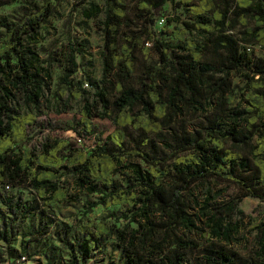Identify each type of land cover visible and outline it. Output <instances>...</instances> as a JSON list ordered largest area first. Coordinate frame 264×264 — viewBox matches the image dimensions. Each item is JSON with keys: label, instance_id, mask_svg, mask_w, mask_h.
Masks as SVG:
<instances>
[{"label": "trees", "instance_id": "16d2710c", "mask_svg": "<svg viewBox=\"0 0 264 264\" xmlns=\"http://www.w3.org/2000/svg\"><path fill=\"white\" fill-rule=\"evenodd\" d=\"M42 1L15 20L0 18V240L10 243L28 215L53 214L52 204L79 203L85 192L98 195L82 203L86 212L99 204L118 206L119 216L105 210V218L126 223L88 219L72 231L60 221L59 240L70 264L95 259L110 237L121 248V264H264V209L248 215L254 250L242 257L227 246L244 223L243 198L264 202V59H252L246 46L264 49V0H133V20L129 0H80L83 18L103 14L102 76L97 82L87 78L94 87L89 97L84 81L75 78L88 41L75 38L68 42L55 96L84 100L82 133L95 139L83 148L67 138H47L36 149L28 129L44 101L50 102L51 74L34 44L55 13L51 0ZM167 2L190 14L183 28L175 27L176 45L155 29ZM146 43L158 59L135 78L137 51L147 55L151 48ZM207 51L215 63L205 59ZM232 70L242 75L241 87L232 85ZM197 115L204 120L190 127ZM95 117L114 124L104 139L93 127ZM130 129L138 134L130 137ZM156 140L170 151H160ZM130 158L148 167L128 163ZM117 173L122 181L115 180ZM210 180L233 183L238 193L211 203L206 186L200 201L194 187ZM17 186L30 197L9 192ZM51 222L41 218L35 236L46 235ZM193 235L205 238L206 246L201 258L190 261L188 251L199 247ZM22 255L29 259L28 252Z\"/></svg>", "mask_w": 264, "mask_h": 264}, {"label": "rangeland", "instance_id": "374dc122", "mask_svg": "<svg viewBox=\"0 0 264 264\" xmlns=\"http://www.w3.org/2000/svg\"><path fill=\"white\" fill-rule=\"evenodd\" d=\"M55 6V13L51 15L47 22L43 24L41 34L38 41L34 44L37 50L42 65L47 67L50 71L51 78L48 80L47 97L50 102H45L37 113V121L34 125L29 127L31 140L30 146L38 149L41 143L47 138L63 137L76 146L87 148L93 144L94 136L85 138L82 133V124L80 123V109L84 103L83 99H62L58 101L55 96V91L60 77L63 74L68 42L73 39H87L88 43L85 50V56L81 60L80 67L75 74V78L84 81V87L88 91L89 97L94 93V87L88 82L87 78L93 81H99L102 76V65L100 60V51L103 45L101 34V21L103 14L96 18L85 19L80 12V0H51ZM103 5V0H88ZM42 0H0V18H5L7 21L15 20L21 17L23 12L27 9L31 11L29 6L33 4H42ZM133 0L128 2V18L133 20L132 7ZM190 14L185 7L173 8L170 2H167L163 8V12L158 17L155 29L157 35L165 42L176 45L179 40L174 35L175 27L183 28L181 21L188 20ZM70 19L66 25L65 20ZM171 19V20H168ZM126 29V27H125ZM3 27L0 25V34L3 33ZM196 39L201 40L202 37L193 32ZM148 47V54L142 50L137 51V66L134 77L142 74L144 66L158 59V53L152 48L151 43H146ZM247 51L252 59H264V49L259 45H246ZM215 54L207 51L205 59L212 63L216 61ZM232 85L241 87L243 85L242 75L232 70L230 72ZM204 120V115H197L188 121L189 126H197ZM93 127L97 133H100L101 139L113 130L114 124L107 118H93ZM138 131L129 130L128 135L135 137ZM151 137H153L151 135ZM159 150L169 152L165 149L162 143L156 140ZM130 143V139H129ZM131 144V143H130ZM148 149V147H145ZM140 163L143 168H147V164L139 159L130 158L128 161ZM116 181H122V174L114 175ZM206 186L210 187L211 194L214 198L211 203L228 200L230 197L238 193V188L233 184L220 180H210L204 184H197L194 187V193L198 199L202 201L205 194ZM8 188V187H7ZM10 193H22L25 198H29V190L23 186L10 187ZM1 192V187H0ZM82 201L79 203H54L50 206L53 214L44 215L40 212L28 215L20 226V233L13 237L10 243H5L0 240V264H21L20 255L23 252L29 253L30 264H70L68 250L59 240L61 232L60 221L71 226L72 231H76L78 226L86 223L88 219L100 220L105 218L104 211L114 213L119 216L120 210L118 206H111L105 209L102 205H96L91 212H86L82 203L85 200H96L97 194H87L82 192ZM0 208L4 207L0 203ZM239 208L244 211L245 216L242 217L244 223L237 234L236 240L228 244V247L237 251L238 255L247 257V255L254 250L256 242L255 231H251L249 224V214H257L264 209V202L257 198L244 197ZM239 217V216H237ZM43 219H50L52 222L49 226V231L46 235L36 237L34 230L39 226V222ZM203 220L205 218L203 217ZM105 222L114 223L116 226H123L126 221L123 218L115 219L114 217H106ZM197 237L199 247L192 251H188V258L190 261L201 258L206 240L198 235ZM121 248L117 246L114 237L107 239L106 248L104 252L98 254L95 259H90L86 264H121L124 259L121 256ZM235 262L241 263L239 257L235 256Z\"/></svg>", "mask_w": 264, "mask_h": 264}, {"label": "built area", "instance_id": "2783aa9c", "mask_svg": "<svg viewBox=\"0 0 264 264\" xmlns=\"http://www.w3.org/2000/svg\"><path fill=\"white\" fill-rule=\"evenodd\" d=\"M20 262L21 264H30V260L27 258L26 255L20 256Z\"/></svg>", "mask_w": 264, "mask_h": 264}]
</instances>
